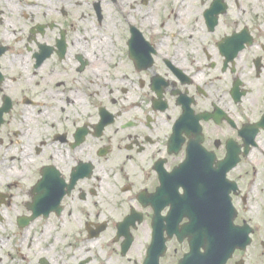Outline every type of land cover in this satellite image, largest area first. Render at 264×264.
<instances>
[{
    "label": "flooded vegetation",
    "instance_id": "flooded-vegetation-1",
    "mask_svg": "<svg viewBox=\"0 0 264 264\" xmlns=\"http://www.w3.org/2000/svg\"><path fill=\"white\" fill-rule=\"evenodd\" d=\"M162 209L264 264V0H0V264H53L56 219L148 247Z\"/></svg>",
    "mask_w": 264,
    "mask_h": 264
},
{
    "label": "rangeland",
    "instance_id": "rangeland-1",
    "mask_svg": "<svg viewBox=\"0 0 264 264\" xmlns=\"http://www.w3.org/2000/svg\"><path fill=\"white\" fill-rule=\"evenodd\" d=\"M103 217L111 218L113 220L116 219L115 214H109ZM49 222L54 226V229L51 232L52 235L58 234L64 237L71 236V243L66 244L63 242L51 253H42L40 252V248L36 247L33 248V251L32 253L30 252V254L36 257L45 256L46 258H49L53 264L54 259L60 260L61 264L64 261V264H70L72 262H79L87 259H91L87 264H100L101 258L103 260V256L112 259L113 264H143V260L146 257V247L137 241L133 243L134 245L132 246V249L126 256L121 255L120 245L113 242L114 239H116L114 228H110L106 232L101 233L99 238H93L95 239L94 244L89 246L87 254L82 256L79 247L82 243L81 241L83 239H88L89 235H87L85 229L82 228L83 225H81V221H79L78 218H67L49 220ZM44 223L45 222H42V225ZM36 229L41 230L40 222H38ZM75 240H78V242ZM30 241L33 242V239L31 238ZM49 246L50 245H48V248ZM186 249V245L179 246L174 244L170 247L167 255L161 259L160 264H178L177 261L183 256Z\"/></svg>",
    "mask_w": 264,
    "mask_h": 264
},
{
    "label": "water",
    "instance_id": "water-1",
    "mask_svg": "<svg viewBox=\"0 0 264 264\" xmlns=\"http://www.w3.org/2000/svg\"><path fill=\"white\" fill-rule=\"evenodd\" d=\"M159 211L157 210V218L153 220L154 227V236L152 245L148 249V256L144 261V264H159V260L164 256L166 251V240L163 238L164 230H167L169 233V238L173 236V231L171 227L163 225L161 227L158 221ZM157 219V221H156ZM169 219V217L161 218ZM231 224V223H230ZM227 234L222 237L212 236L206 241H198L195 238L191 237L190 247L191 250L189 253L179 261V264H225L228 257L234 251V248L238 244L237 237L234 235L235 231L231 229V226L226 227ZM131 240L129 239L124 243L123 253H125L131 245ZM203 248L204 251H201Z\"/></svg>",
    "mask_w": 264,
    "mask_h": 264
},
{
    "label": "bare ground",
    "instance_id": "bare-ground-1",
    "mask_svg": "<svg viewBox=\"0 0 264 264\" xmlns=\"http://www.w3.org/2000/svg\"><path fill=\"white\" fill-rule=\"evenodd\" d=\"M72 97L73 95H71V98ZM43 227H44L43 231L40 234H36L33 240L34 247L40 248V250L43 253H51L61 243L64 242L68 244L72 240L71 236L64 237L58 234L52 235L51 232L54 229V226H52V223L49 221L46 222V224ZM94 240L95 239L92 238L82 240V244L79 250L82 253V256H85L87 254L88 252L87 249L89 248V246H92L94 244ZM48 245H50L49 248ZM100 264H113V263H112V259L103 256V260L101 258Z\"/></svg>",
    "mask_w": 264,
    "mask_h": 264
}]
</instances>
